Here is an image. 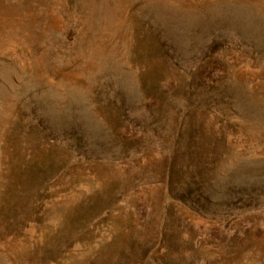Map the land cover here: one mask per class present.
<instances>
[{"label": "rangeland", "instance_id": "1", "mask_svg": "<svg viewBox=\"0 0 264 264\" xmlns=\"http://www.w3.org/2000/svg\"><path fill=\"white\" fill-rule=\"evenodd\" d=\"M33 162L0 264H264V0H0V189Z\"/></svg>", "mask_w": 264, "mask_h": 264}, {"label": "trees", "instance_id": "2", "mask_svg": "<svg viewBox=\"0 0 264 264\" xmlns=\"http://www.w3.org/2000/svg\"><path fill=\"white\" fill-rule=\"evenodd\" d=\"M43 162H33L21 171L1 178L0 189V231L3 233L18 229L23 216L35 211L39 199L48 191L52 178L41 176L35 169H44ZM24 171V172H23Z\"/></svg>", "mask_w": 264, "mask_h": 264}]
</instances>
